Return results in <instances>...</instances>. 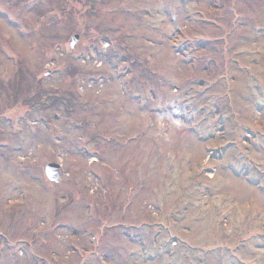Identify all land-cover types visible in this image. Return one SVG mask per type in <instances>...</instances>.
Listing matches in <instances>:
<instances>
[{"label":"rangeland","instance_id":"1","mask_svg":"<svg viewBox=\"0 0 264 264\" xmlns=\"http://www.w3.org/2000/svg\"><path fill=\"white\" fill-rule=\"evenodd\" d=\"M0 264H264V0H0Z\"/></svg>","mask_w":264,"mask_h":264},{"label":"water","instance_id":"2","mask_svg":"<svg viewBox=\"0 0 264 264\" xmlns=\"http://www.w3.org/2000/svg\"><path fill=\"white\" fill-rule=\"evenodd\" d=\"M78 33H74L70 38V44L75 46L76 40L78 39ZM61 171V165L54 161L48 162L45 165V172L47 176L52 180H58Z\"/></svg>","mask_w":264,"mask_h":264},{"label":"trees","instance_id":"3","mask_svg":"<svg viewBox=\"0 0 264 264\" xmlns=\"http://www.w3.org/2000/svg\"><path fill=\"white\" fill-rule=\"evenodd\" d=\"M46 96H48V95H46ZM49 98H50V97H49ZM56 98H61V97H55L54 99H56ZM63 100H67V99L64 98ZM46 104H49V103H48V97H46Z\"/></svg>","mask_w":264,"mask_h":264}]
</instances>
